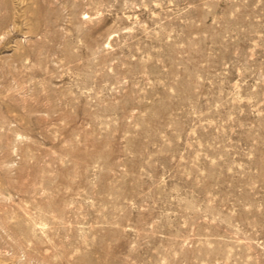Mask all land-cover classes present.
I'll list each match as a JSON object with an SVG mask.
<instances>
[{
	"label": "rangeland",
	"instance_id": "1",
	"mask_svg": "<svg viewBox=\"0 0 264 264\" xmlns=\"http://www.w3.org/2000/svg\"><path fill=\"white\" fill-rule=\"evenodd\" d=\"M0 264H264V0H0Z\"/></svg>",
	"mask_w": 264,
	"mask_h": 264
}]
</instances>
